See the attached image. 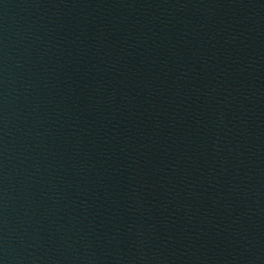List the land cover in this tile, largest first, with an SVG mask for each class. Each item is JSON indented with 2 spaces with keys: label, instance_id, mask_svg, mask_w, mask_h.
<instances>
[{
  "label": "water",
  "instance_id": "95a60500",
  "mask_svg": "<svg viewBox=\"0 0 264 264\" xmlns=\"http://www.w3.org/2000/svg\"><path fill=\"white\" fill-rule=\"evenodd\" d=\"M0 264H264V0H0Z\"/></svg>",
  "mask_w": 264,
  "mask_h": 264
}]
</instances>
